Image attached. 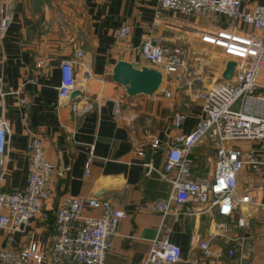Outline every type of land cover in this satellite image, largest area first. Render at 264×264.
I'll return each instance as SVG.
<instances>
[{
	"label": "crops",
	"instance_id": "crops-1",
	"mask_svg": "<svg viewBox=\"0 0 264 264\" xmlns=\"http://www.w3.org/2000/svg\"><path fill=\"white\" fill-rule=\"evenodd\" d=\"M10 3L15 17L0 34V82L7 92L20 86V96L27 102L20 104L18 96L12 94L0 98V113L8 120L11 131L0 191L24 189L27 185L25 144L29 131L40 135L49 161L60 170L70 168L64 177L53 178V196L44 209L47 217L37 215L19 232L0 230V250H20L29 242H38L45 248L53 231L57 203L68 194L93 196L126 213L118 223L104 264H143L161 221L160 213L148 206L170 194L169 182L162 180L155 169L163 167L174 136L190 132L204 116L193 90L223 80L222 52L202 41L201 34L214 29L244 33L253 28L221 14L188 15L166 9L160 0ZM259 4L264 5V0H243L242 9L252 10ZM122 27L130 29L123 40L116 36ZM147 37L158 44L185 47L189 73L179 83L164 78L154 94L129 96L122 85L111 79V73L118 60L135 67L149 64L136 51ZM80 49L88 68L86 75L82 66H75V90L81 95L74 99L69 95L60 101V63L74 58ZM36 60L43 62L40 68ZM258 75L259 91L264 92V62ZM165 90H170L171 96H166ZM184 101L189 103L188 114L176 128L172 117ZM72 104H76V110ZM234 105L240 109L242 101ZM245 105L248 107L249 101ZM153 138L162 143L158 150L149 147ZM252 144L247 142L245 146L254 147ZM91 145L94 157L85 176L84 161ZM148 150L152 152L149 161L145 159ZM190 159L192 178L214 176L215 150L207 139L193 148ZM239 174L238 190L249 193L250 202L240 206L228 220L226 230L214 229L213 222L222 220L215 209L204 213L201 206L192 203L175 206L167 215L165 222L172 227V241L181 249V260L176 264H264V172L243 170ZM86 212L98 214L88 208ZM240 212L246 216L244 227L236 223ZM8 236L12 244L7 243ZM201 239L209 240L210 257L203 256L199 249ZM229 249H233L232 256L227 254Z\"/></svg>",
	"mask_w": 264,
	"mask_h": 264
},
{
	"label": "built area",
	"instance_id": "built-area-1",
	"mask_svg": "<svg viewBox=\"0 0 264 264\" xmlns=\"http://www.w3.org/2000/svg\"><path fill=\"white\" fill-rule=\"evenodd\" d=\"M242 2L160 0L163 8L188 15L221 14L238 19L242 24L251 26L253 31L242 33L214 29L201 34L202 41L222 51L225 63L228 60L235 61L233 77L229 81H214L207 87L193 90L204 116L197 120L193 130L174 136L172 144L167 147L163 167L155 169L162 180L169 182L170 194L165 200L155 201L148 206V209L160 213L161 221L143 264H176L181 260V249L171 238L172 227L165 222L175 206L192 203L201 206L204 213H211L215 209L222 220L213 222L214 229L226 230L230 225L228 220L235 216L242 204L250 202L249 193L242 194L238 190L239 173L243 170L264 172V92L259 91L258 83V74L264 62V5L245 10L242 9ZM14 17L10 0H0L1 35ZM129 32V28L122 27L116 36L123 40ZM136 51L144 61L160 68L162 76L168 80L179 83L189 73L188 50L183 46L158 44L147 37ZM83 55L81 49L77 50L74 58L60 63V82L57 87L60 101L69 98L75 90L76 65L82 66L88 75ZM42 63V60L35 62L38 68ZM24 80L27 81L26 78ZM20 88L7 92L0 82V98L12 94L18 96L20 104H24L27 98L20 96ZM165 94L171 96L172 93L165 90ZM238 100L242 101L240 109L231 108ZM248 101L247 107L245 104ZM188 106L189 103L184 101L173 115L172 125L176 128H180L186 119ZM72 108L76 110V104H72ZM10 134V124L0 113V186L7 167L6 152ZM29 134L25 144L27 185L24 189L0 191V230L4 228L19 232L37 215L46 218L44 209L53 196V178L64 177L70 168L58 169L56 163L47 159L40 135L35 131H29ZM203 139H207L215 150L214 176L196 179L190 175V154ZM247 142L253 143L258 150L253 146L246 147ZM148 143L154 150L162 146L157 138ZM93 157L94 145H91L84 161L85 176L89 174ZM87 208L98 211V214H88ZM54 212L53 231L45 248H41L38 242H29L28 246L20 250L5 247L0 250V264H104L106 253L113 247L112 240L117 233L118 223L126 213L107 200L69 194L57 203ZM245 222L246 216L240 212L236 223L244 227ZM6 239L8 244H12L11 236ZM198 247L203 256L212 255L209 240L201 239ZM227 254L232 256L233 249H229Z\"/></svg>",
	"mask_w": 264,
	"mask_h": 264
},
{
	"label": "water",
	"instance_id": "water-1",
	"mask_svg": "<svg viewBox=\"0 0 264 264\" xmlns=\"http://www.w3.org/2000/svg\"><path fill=\"white\" fill-rule=\"evenodd\" d=\"M234 67L235 61L233 60H228L225 63L224 69L220 73L224 81H229L233 77ZM111 79L122 85L129 96L154 94L163 83L162 73L157 67L150 64L135 67L131 62L123 60L116 61L111 73ZM77 95H81V93L78 90H73L70 94L71 99H74ZM151 154L150 150L146 152L145 159L147 161H149Z\"/></svg>",
	"mask_w": 264,
	"mask_h": 264
},
{
	"label": "rangeland",
	"instance_id": "rangeland-1",
	"mask_svg": "<svg viewBox=\"0 0 264 264\" xmlns=\"http://www.w3.org/2000/svg\"><path fill=\"white\" fill-rule=\"evenodd\" d=\"M217 49H219V48H217ZM221 52H222V51H221ZM221 57L223 58L222 55H221ZM164 78H165V77H164ZM164 78H163V82H164ZM238 102H240V100H238L236 103H238ZM236 103H235V104H236ZM231 108H233V109H238V108H237V105H234V104L231 106Z\"/></svg>",
	"mask_w": 264,
	"mask_h": 264
},
{
	"label": "bare ground",
	"instance_id": "bare-ground-1",
	"mask_svg": "<svg viewBox=\"0 0 264 264\" xmlns=\"http://www.w3.org/2000/svg\"><path fill=\"white\" fill-rule=\"evenodd\" d=\"M163 78H164V76H163Z\"/></svg>",
	"mask_w": 264,
	"mask_h": 264
}]
</instances>
